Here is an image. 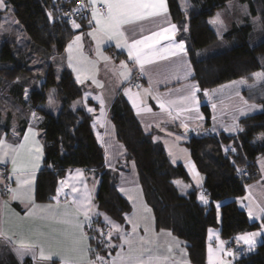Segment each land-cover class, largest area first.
Returning a JSON list of instances; mask_svg holds the SVG:
<instances>
[{
	"label": "trees",
	"instance_id": "trees-1",
	"mask_svg": "<svg viewBox=\"0 0 264 264\" xmlns=\"http://www.w3.org/2000/svg\"><path fill=\"white\" fill-rule=\"evenodd\" d=\"M76 1L5 0L12 7L13 17L28 38L32 51L16 53L14 41H4L0 48V84L11 83L5 93L14 97V103L23 107L30 104L32 110L43 117L39 130L44 161L37 177L35 201L52 202L58 181L67 170H93L99 176L95 196L97 210L101 216H107L115 223H123L130 206L116 189L118 173L128 170L127 163L138 156L136 163L140 184L145 201L153 212L156 228L168 230L182 240L192 264H205L206 240L192 231L189 210L206 227L219 229L225 241L260 228V224L250 222L235 201L244 196L248 184L260 178L256 162L264 156V87L260 85L259 88L243 91L246 99L260 110L240 119L239 128L242 131L238 130L232 135L219 133L216 136L192 135L188 138L185 145L190 159L204 178L200 189L191 188L184 195L181 194L174 183L190 181L184 167L181 164L172 165L163 146L144 134L121 95L112 104L109 117L115 126L117 140L126 150V157L119 162L116 170H106L104 151L94 136L92 119L80 104L83 89L76 83L71 71L61 67L60 56L77 32L71 28V24L59 20L58 15L71 8ZM182 1L183 4L179 0H167L168 11L178 27V40L185 42L193 79L202 90L247 78L255 72L264 73V39L256 45L249 44L252 27L245 24L247 21L242 20L228 30L224 36L228 43L223 49L214 50L217 37L208 20L233 0ZM237 1L248 5L251 15L258 17L264 33V0ZM49 12L53 15L51 21ZM86 19L82 16L76 23ZM30 56L47 61L46 72L37 78L42 81L40 85L38 80L35 86L25 81L19 83L22 76L32 74L28 63ZM56 71L60 72L58 79ZM26 88L29 89V97L25 100ZM50 94L58 105L56 114L50 113L47 105ZM202 112L207 119L210 117L206 105L202 106ZM1 120L0 112V125ZM9 120L5 122V127L9 128ZM24 126L19 124V134ZM199 190L207 198L208 204L198 199ZM102 220L101 217L95 218L90 230L92 237H95L91 239L93 260L97 254L106 259L113 251V248L105 247L108 243L105 230L109 228ZM101 231L105 234L103 237ZM24 264L32 263L25 260ZM235 264H264V239L253 253L238 259Z\"/></svg>",
	"mask_w": 264,
	"mask_h": 264
},
{
	"label": "crops",
	"instance_id": "crops-1",
	"mask_svg": "<svg viewBox=\"0 0 264 264\" xmlns=\"http://www.w3.org/2000/svg\"><path fill=\"white\" fill-rule=\"evenodd\" d=\"M166 4H167V0H166ZM97 7L102 8L103 5L98 4ZM87 19L89 20L91 19L90 7H89V14ZM84 21L85 20H83V22L78 23L81 25L79 29H73V30L77 32L76 35H80L82 37L81 44L83 45L82 47L83 55L88 60L97 62L98 71L96 73V79L103 84V87L102 88L97 87V85L94 84L90 79L85 80L82 84H79L83 89V94L80 100V104L92 119L91 126L94 136L96 138V141L103 148L104 151V167L106 170L109 171L116 170L119 162L124 160L126 157V150L117 140L115 126L109 117L110 108L119 95L123 96V98L130 106L144 134L149 135L154 142L160 143L163 146L167 155L169 154L165 149L166 143L169 144L173 142L178 144L179 146H186L185 143L183 142L184 139H177V137L192 136L193 133H191L189 129H193L194 131H198V132H203L205 134H209L212 136H216L219 133L232 135L235 134L238 130L226 131L225 129L233 125L234 118H235V123L238 124L241 118L254 114L260 110L259 107L255 105L256 107L250 111H247L245 115H241L240 112L237 111V109L239 108H247L248 106L254 104H252L251 102H247L246 105L244 103V101L246 100H245V94L243 92V87L242 85H239L237 87V83L240 80H233L217 88L211 90L206 89L209 93V95L207 96L205 95V90H202L198 86L200 91L197 92V100H198V104L196 105L197 110H193L191 112H184L181 114L180 119L172 121L165 113H161L159 107L157 106L156 100H154L151 95L149 96L143 95V90L151 87L154 95L159 94L160 96H164L165 93H168L170 97L175 98L177 95L182 94V93H177L176 89H182L186 91L185 89L186 84L198 85L197 82L193 79L192 66H191L192 75L189 76L186 80L183 79L184 73L188 71L187 65H191L188 54L186 56L184 55L170 56L168 60H160L157 61L156 64L148 65L147 67L150 69V72L152 74V82L150 84L149 76L148 75L142 76L140 74L138 67H136L132 61L128 60L127 50L124 48L118 49L116 47L115 41H109L101 45V51L103 55L108 56L110 58L109 62L105 64V62L97 56L96 42L92 39V37L88 35V33L94 27V22L90 26L84 24ZM138 23H143L147 28L151 29L152 31H158L163 27H168L170 24L176 25V23L173 22L169 14L168 5H167V12L165 13L164 16L156 17L153 18L152 20L138 22ZM126 27L129 28V30L135 29L137 37L141 35L140 29L137 25H128ZM177 32H178V27L175 34L174 42L175 43L183 42L181 40H178ZM75 36L72 38V40L75 38ZM169 43L171 42L161 41V44L163 46H167ZM183 43L185 45V42ZM66 49L67 46L63 54L60 56L62 63L61 67L71 71L76 81L75 78L76 74L73 72L72 68L69 67L68 52ZM185 50L187 52L186 45H185ZM119 54L122 55L119 58L120 61H114L112 56ZM73 55L75 56L76 53H74ZM121 61H124L132 69V74L130 79L125 81L123 84L120 83L118 76L113 74L112 71L113 68H115L117 71L119 70ZM184 61L187 62V65L183 63ZM134 72L139 73L138 74L139 83L136 85L125 86V83L127 84L131 83V81H133L134 78L137 77L136 75H133ZM137 85H139V88L136 87ZM244 85H248V84H244ZM125 88H131L133 94L140 92L141 95L143 96L146 106L150 107L152 111L150 113L142 112L140 115H137L136 109L133 108L131 101L124 94ZM237 92H239V95H237ZM97 96H102L105 101L103 107V112H104L103 116H101L102 109L100 102L94 99V97ZM205 105L209 108L210 111V117L208 119L204 116L202 112V106ZM213 105H215V107H213ZM19 107L21 109L22 115H19L18 126L12 128L10 122H9V128L4 126L5 122H8V118H10L9 121H11L12 115H9V117L7 116L6 120L4 118V121L2 119L1 120L2 123L0 125L1 128L0 138H5L9 142H17V141L22 142L25 133L27 132L28 128L31 127L36 133L35 139L39 141L43 150V143L40 138V130H39V126L43 121V117L38 112L32 110V108L28 104L24 105V107L23 106H19ZM88 108H92L93 111L89 112ZM33 114H35V116ZM182 122L188 126L187 131H185V128L181 126ZM20 123L25 125L23 127V131L21 132V134H19ZM184 157L186 159L185 160L186 162L183 165L184 166L189 165L190 161L187 155ZM138 158L139 157L136 156L135 160H130L127 163L128 170L119 171L118 173V181H117L116 189L120 194V196L124 198L130 206L129 212L126 213L127 215H131L133 213L134 204L132 201H129L127 195L119 191L121 187L125 189H133V191L130 194L134 197L135 204L137 208L140 209L141 213H142L143 205H146L150 209V207L147 205L145 201L143 189L140 184L139 173L137 170V163H136ZM43 161H44V150L42 151V155L39 160V167L35 171V180L33 183V190L31 195L33 198V202L37 205L51 204L55 206L56 205L55 200H53L52 202H44V203L41 202L39 203L35 201V189H36L37 177L43 167ZM0 166L5 167L6 169V173L5 174L0 173V176H3L5 183H7V177L11 174V167H12L11 163L8 162L6 165L0 164ZM256 167L260 174L259 180L248 184L244 196L237 198L235 202L239 209L245 211L250 222L260 224V228L256 231H253L259 233V235L256 236L255 238L256 244L251 251L248 250V246L244 245L243 242H240L238 244L235 238L231 240L232 241L231 245H233V250L232 248L230 249L228 247V243H226L225 248L230 249L234 253L233 256L223 257V259L227 261L228 264H235V261H237L238 259L253 253L255 251V248L264 239V229H262L261 227V225L264 224V211H261V209H264V156L257 160ZM76 170L77 169L67 170L64 176L58 181L57 188L60 187V181L62 180H67L70 181L71 183H76L77 187L81 188L82 190L84 186L87 185L88 189L91 191L92 204L94 206L93 212L90 213L92 221L98 217H101L103 219L102 221H104V217L101 216L95 204V196L98 189L99 176L93 170L79 169L81 170L83 175L79 177L78 181H75L72 180V176L76 174ZM196 178L200 179V184H198V186H192L190 181L184 182L185 184H187L186 185L187 187L184 190L185 193H187L191 188L194 189L201 188L204 182V178L202 175L201 177L198 176ZM5 183H0V202L7 201L8 205L6 208L0 209V211L3 212V220H4L3 227L9 236H13V234H15L13 238L17 242L23 239L27 243H34V242H40L43 239L42 237H39L37 235L38 232H44L46 234L52 235L53 233H59L65 228V226L63 225L52 224L47 221L38 219L34 216L26 215V213H28L30 209V202L25 200L22 203L20 200H11L10 194L7 192V189L6 191H4ZM10 186L13 188L15 187L14 177L11 180ZM64 192H67L69 196L73 195L71 193L70 186L64 188L59 198L61 201V205H60L61 208L64 206L65 203ZM198 193L200 196L202 194L201 190H199ZM249 207H252L254 210V217L252 219H250L248 215ZM97 213L99 215H97ZM142 214L146 215L147 217V223L150 229L148 238L158 243L162 253L170 257L169 264H179L180 261H187L188 264H192L188 258L186 244L182 240L177 238L174 234H172L170 231L158 230L156 228L152 210L149 213L146 214L142 213ZM189 218H190L189 220L190 227L192 231L196 235L204 237L206 240L205 264H208L209 247L215 250L218 243L217 236L219 237L220 241H225V240L221 238L219 229L206 227L203 221L199 217H197L191 210H189ZM81 219H83V217H81ZM117 224H119L125 230V232H131L132 230L131 224L126 221L125 216H124V222ZM107 226L109 228V225ZM90 230L92 231V224L91 227H88L87 223H85L84 231L87 236L92 237V235L90 234ZM137 232L139 235H144L143 223H141V226L139 227ZM169 233L171 235H169ZM119 235H120L119 233H113V236H115V238L112 236L111 239L114 245H119L121 243V241L118 238ZM105 238H107V235L105 236ZM1 243L2 242H0V245L5 244V243L2 244ZM168 245H171L173 247V252L171 254L167 253L166 251ZM4 246H8L7 249L11 247L10 249L12 252L7 253L6 255L2 254L0 257V264H24L25 260H29L32 264H49V262L47 261H40L39 249L36 250L37 251L36 261H34L31 256L24 257L22 261L18 257L15 251L17 245L5 244ZM85 246L92 248L91 239L87 241ZM53 250H55L54 247ZM119 251H121L119 247L113 248V251L106 256V260L111 261L113 258L116 257L117 252ZM91 253H90V258L93 259ZM53 260L55 261V263L60 264V260L58 256H54Z\"/></svg>",
	"mask_w": 264,
	"mask_h": 264
},
{
	"label": "snow or ice",
	"instance_id": "snow-or-ice-1",
	"mask_svg": "<svg viewBox=\"0 0 264 264\" xmlns=\"http://www.w3.org/2000/svg\"><path fill=\"white\" fill-rule=\"evenodd\" d=\"M77 3L81 5L80 8L72 9V13L81 11L85 7L91 8V19L89 24L94 22V27L88 33L90 37L96 42L97 56L107 64L110 60L108 56H104L101 51V45L109 41H115L116 47L124 48L127 50L128 60L132 61L136 67H138L140 74L148 75L150 84L152 82V74L148 65L156 64L160 60H168L170 56L187 55L185 45L183 42L175 43L174 38L177 31L175 24H170L168 27H163L158 31H152L147 28L143 23L152 20L156 17H162L167 12L166 0H77ZM102 4V8H98L97 5ZM7 5L5 0H0V10L6 9ZM48 18L51 21L53 15L48 13ZM86 18V17H85ZM73 29H79L80 24L75 20L71 21ZM128 25H137L140 29L141 35L137 37L136 30L127 28ZM2 27V26H0ZM130 33V34H129ZM82 37L76 35L75 38L67 45L69 67L72 68L76 74V82L82 84L85 80H92L97 87H103V84L96 79V73L98 71L97 62L88 60L82 52L83 45L81 44ZM161 41H170L167 46H163ZM76 53L74 56L73 54ZM75 61V62H74ZM187 65V62H183ZM188 71L183 75V79H187L192 75L191 65H187ZM113 74L117 75L121 84L129 80L132 74V69L124 62L121 61L119 70L112 69ZM253 84L248 85L249 88H255L257 84L264 87V73L256 72L252 74ZM247 84V80L242 78L238 83L239 85ZM139 88V85L136 86ZM186 91L182 89H176L177 95L175 98L170 97L168 93L164 96L159 94H153L151 87L143 90L144 96L151 95L156 100L157 106L161 113H165L172 121L181 118V114L184 112H191L196 109L198 104L197 92L200 91L196 84H186ZM27 94V90H25ZM124 94L129 98L136 114L140 115L142 112L150 113L152 109L147 107L143 96L140 92L132 93L131 88H125ZM205 95H209L205 90ZM239 95V92H237ZM101 104V116L104 115L103 107L105 101L102 96L94 97ZM243 99V98H241ZM50 104L52 96H49ZM247 105V101H244ZM75 107V105L73 106ZM215 107V105H213ZM255 105H250L247 108H239L237 111L241 115H245L247 111L254 109ZM89 112H92V108H88ZM35 116V114H33ZM202 119V117H201ZM215 119V117H214ZM181 126L188 130V126L181 123ZM226 131L243 130L239 128V125L234 123L231 127L226 128ZM36 133L29 127L23 137L22 142H9L5 138H0V164L11 163V174L7 177V183H5L4 177L0 176V183H5L7 192L10 194L11 200H20L22 203L27 200L30 202V209L26 215L34 216L38 219L47 221L52 224L63 225L65 228L59 233H53L52 235L44 232H38L37 235L43 239L40 242L27 243L23 239L17 242L13 236H9L5 231L3 224V212L0 211V242L5 244L17 245L15 251L18 257L23 261L26 256H31L34 261L37 259V249H39L40 261H47L49 264H55L53 260L54 256H58L60 264H169V256L162 253L158 243L148 238L149 226L147 223L146 215L142 213H149V209L146 205L142 206V213L135 204L134 197L130 194L133 189H125L121 187L119 191L128 196L129 201L134 204L133 213L131 215H125V219L131 224V232H125V230L117 223L113 222L107 216L104 217L105 224L109 225V231L107 232L108 243L105 247L112 249L119 247L121 251L117 252L115 258L111 261L106 260L103 256L97 254L95 259L90 258V253L94 251L91 247H86L87 241L94 239L95 237H89L84 231L85 223L88 227H91L93 223L90 213L93 212L92 195L87 185L83 190L77 187L76 183H71L67 180L60 181V187L56 190V196L52 197L56 201V205H37L33 202L32 190L35 180V171L39 167V160L42 155V147L35 139ZM264 138V137H262ZM180 139V137H177ZM171 154V153H170ZM194 171V167L192 168ZM83 173L77 169L76 174L72 176V180L78 181ZM197 173V177H198ZM15 178V187H11V180ZM177 186L181 188L183 192L186 186L180 185L176 182ZM196 183H200V179L196 180ZM71 188L73 195L69 196L67 192H64L65 203L61 208L60 195L64 188ZM198 199L208 204L207 198L201 194ZM7 201L0 202V209L6 208ZM264 211V209H261ZM97 215H99L97 213ZM249 218L254 217V210L249 207ZM83 217V219H81ZM143 223L144 235H139L137 230ZM264 229V224L261 225ZM99 231V229H97ZM113 233H119V245L112 243ZM105 234L101 231V236ZM169 235H171L169 233ZM259 233H244L235 237L236 242L239 244L243 242L248 246V250L251 251L256 244V236ZM217 246L215 250L211 247L208 249V264H228L223 259L224 256H233L234 253L230 249L225 248L226 241H220L217 236ZM103 243V241H101ZM178 246V244H177ZM53 247L55 250H53ZM126 248V251H125ZM167 253L173 252V247L168 245L166 249ZM179 264H188L187 261H180Z\"/></svg>",
	"mask_w": 264,
	"mask_h": 264
},
{
	"label": "rangeland",
	"instance_id": "rangeland-1",
	"mask_svg": "<svg viewBox=\"0 0 264 264\" xmlns=\"http://www.w3.org/2000/svg\"><path fill=\"white\" fill-rule=\"evenodd\" d=\"M179 2L181 4L184 3V1H182V0H179ZM88 14H89V11L86 13L87 18H88ZM0 15H1L0 26H2V27H0V48H1L2 44L4 43V41L10 40V41H14V43H15L14 46L17 48L16 53L25 54L27 52L28 53L31 52L32 51L31 45H28V41H29L28 38L21 31V26L15 21V19L13 17L12 7L7 5L6 9L0 10ZM245 18H247V19H245ZM241 21L242 22L247 21L245 24H249L252 27V31H251L250 36H249V44L250 45H252V46L256 45L264 39V33H263L261 26L259 24L258 17L251 15L249 7L247 4H241L239 1L233 0L231 2H228L225 5V7H222L219 10H217L215 12V14L208 20L211 28L215 31L216 37H217V40L215 42L216 44L214 46L215 47L214 50L223 49V46H225L228 43L224 38L225 33L228 30H230L235 24H237V22L240 23ZM84 24L90 25L89 19H86V21H84ZM71 28H72V25H71ZM214 52H216V51H214ZM121 56L122 55L119 54V55L112 56V58L114 59V61H120L119 58ZM29 58H30V62H29ZM29 58H28V63H29V67L32 68V70H31L32 74L28 75V77L22 76L23 79L20 80L19 83H21V82L24 83V81H25L26 83H29L30 85H33V86H35L37 83L40 85L42 83V81L37 79V78L42 77L44 75V72H46L47 61L42 59V58H39L37 56L35 58H34V56H33V58H31V56H30ZM25 59H27V58H25ZM56 73H57L56 76L58 79L60 72L56 71ZM138 74H139L138 72H134L133 75H138ZM252 74L249 75L247 78H244L247 80L248 85L253 84V82H254ZM241 79H237V80H241ZM37 80H38V82H37ZM134 82H135V80L131 81V83H128V84L125 83V86L126 85H128V86L134 85L133 84ZM261 83H264V82H261ZM10 85H12V84L8 83V82H4L3 84H0V112H1V116H2L3 121H4V118H5V120L7 119L6 117L9 113L12 115L10 125L13 128V127L18 126L19 115H22V113H21L20 107L19 106L16 107L17 105L14 103V99H13L14 97L12 95L6 94L11 87ZM248 85H242L243 91H248V90L252 89V88H249ZM259 86H260V84L256 85L257 88H259ZM25 90H27V94H26ZM28 97H29V89L26 88V89H24V99L26 100V99H28ZM245 100L247 102H250L246 99V95H245ZM52 101L53 102L50 104L49 97H48V99H47L48 104L47 105L50 109V113L56 114L58 111V105L55 104L53 99H52ZM28 105H30V104H28ZM238 125H239V122H238ZM195 135L212 136V135L205 134L203 132H198V131H196ZM179 137H180V139H184L183 142L186 143L188 140L186 138H189L190 136L189 137L188 136H185V137L179 136ZM165 149L167 150V152L169 154L168 159L170 160L171 164L175 166V165L180 163L184 167L185 171L187 172L188 177L190 179V183L192 184V186H198V184L196 183V180H197L196 177H197L198 171L196 170L194 164L192 163V161L190 159V156L188 153L189 150L187 149V147L186 146H179L178 144L171 142L169 144L168 143L165 144ZM184 151H185V153H184ZM186 155L190 161V164L184 166L183 164L186 162L185 161L186 159L184 156H186ZM193 167L195 169L194 171L192 170ZM0 173L1 174L6 173L5 167L0 166ZM198 174H199L198 176L201 177V174L200 173H198ZM176 182H179L180 185H184V186H186L187 184H185L183 181H180V180L175 181V183H174L175 186L178 188V190L181 192V194L184 195L185 191L182 192L181 188L177 186ZM105 231H106V233L108 232L107 229ZM113 237L115 238V236H113ZM106 239H108V238H106ZM4 245L5 244L0 245V257L2 254L6 255L7 253L12 252L10 249L11 247H9V249H7L8 246H4ZM228 247L230 249L232 248V250H233V245H228Z\"/></svg>",
	"mask_w": 264,
	"mask_h": 264
},
{
	"label": "built area",
	"instance_id": "built-area-1",
	"mask_svg": "<svg viewBox=\"0 0 264 264\" xmlns=\"http://www.w3.org/2000/svg\"><path fill=\"white\" fill-rule=\"evenodd\" d=\"M84 2L86 3V0H84ZM81 5L79 3H77V1L72 5L71 8L65 9L64 11H62V13L60 15H58V19L59 20H63L65 23H71L72 20H75V22L77 21L78 18L85 16L86 17V13L89 11V7H85L83 8L81 11L76 12V13H72V9L74 8H80ZM101 8V7H100ZM137 77L134 78L135 82L133 83L134 85L138 84V77L139 75H136ZM189 131L191 133H193L194 135L196 134V131H194L193 129H189ZM4 191H6V187L4 188ZM228 245L232 244V241L229 240L227 241ZM94 252V251H93ZM92 252V253H93Z\"/></svg>",
	"mask_w": 264,
	"mask_h": 264
},
{
	"label": "water",
	"instance_id": "water-1",
	"mask_svg": "<svg viewBox=\"0 0 264 264\" xmlns=\"http://www.w3.org/2000/svg\"><path fill=\"white\" fill-rule=\"evenodd\" d=\"M56 0H52V2H55Z\"/></svg>",
	"mask_w": 264,
	"mask_h": 264
}]
</instances>
